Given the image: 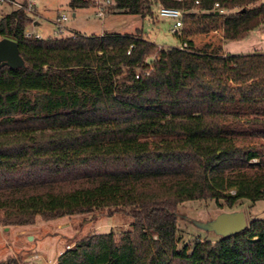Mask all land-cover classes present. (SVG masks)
Returning <instances> with one entry per match:
<instances>
[{"label":"trees","instance_id":"trees-1","mask_svg":"<svg viewBox=\"0 0 264 264\" xmlns=\"http://www.w3.org/2000/svg\"><path fill=\"white\" fill-rule=\"evenodd\" d=\"M159 6L183 11L186 49L115 32L27 37L37 22L24 9L0 17V40L25 62L0 66V225L107 208L131 229L89 233L57 264H264V218L190 245L178 216L187 201L264 199V52H201L187 38L243 39L264 26V2L113 0L107 13L146 18Z\"/></svg>","mask_w":264,"mask_h":264},{"label":"rangeland","instance_id":"rangeland-1","mask_svg":"<svg viewBox=\"0 0 264 264\" xmlns=\"http://www.w3.org/2000/svg\"><path fill=\"white\" fill-rule=\"evenodd\" d=\"M32 1L41 16L42 28L31 26L29 30H37L43 38L55 36L52 31V21L62 14H66L68 20L64 24L68 29L64 34L65 36L74 31L91 36L99 35L102 32H137L139 29L143 31L145 37L157 45L179 47L181 43L180 38L171 31L175 23L172 18L158 16L153 20V17L142 18L140 15L135 14L107 13L110 5L105 6V14L99 16L97 15L98 9L105 5V0H94V7L86 8H74L71 5L72 0ZM263 2L264 0H259V3ZM13 7L15 6L0 3V17ZM222 35V31L218 29L208 33L195 32L187 38H192L196 43L194 50L219 53L223 48V46L220 47L223 39ZM227 42H229L228 44H238L236 40ZM249 42H243V45L239 44L238 46H243V49H250L251 44ZM254 42L253 45L264 46V35L255 38ZM152 58L154 59V57ZM251 162L258 163L259 160L254 159ZM225 211H243L249 223L252 218H264V199L256 203L244 200L239 202L233 209L219 208L214 200L183 203L178 208L180 234L183 241L190 245L199 237H207L215 241L218 235L213 231L206 230L205 224ZM128 229H131V219L123 214L108 215L107 208L52 221H45L39 217L33 225L11 227L0 225V263L8 258H15L19 261V264H47L49 260H53L57 264L59 255L89 233L112 231L118 238ZM35 255L40 256L38 261H34L33 256Z\"/></svg>","mask_w":264,"mask_h":264},{"label":"water","instance_id":"water-1","mask_svg":"<svg viewBox=\"0 0 264 264\" xmlns=\"http://www.w3.org/2000/svg\"><path fill=\"white\" fill-rule=\"evenodd\" d=\"M153 58H149L152 60ZM22 67L25 65L20 54L18 43L9 38L0 40V66ZM249 226L245 212L225 211L221 212L214 220L205 224V229L213 231L219 236H230L246 230Z\"/></svg>","mask_w":264,"mask_h":264},{"label":"built area","instance_id":"built-area-1","mask_svg":"<svg viewBox=\"0 0 264 264\" xmlns=\"http://www.w3.org/2000/svg\"><path fill=\"white\" fill-rule=\"evenodd\" d=\"M0 3H7L9 5H14L17 8L24 9L28 14H30L35 20L40 16L37 11L35 4L33 2L28 3H22L17 2L16 0H0ZM105 5L99 7L97 15L103 16L105 14V6L111 5L113 3V0H105ZM219 7V3H215V8ZM222 12H225L224 10H221ZM158 15L162 17H168L175 20V23L172 28V32H178L182 26H183V11L179 8H173V7H165V6H159L158 7ZM68 20V16L66 14H62L58 18H56L53 21L54 24V33L56 36H65V32L67 31V26L64 24V22ZM76 33L72 32L71 36H74ZM27 37H36V38H42L41 34L38 32H34L31 30L26 31ZM188 47L187 43H183L179 46L181 49H186ZM130 53V51H129ZM139 77V75H137ZM34 261H38L40 259L39 255L33 256ZM47 264H56L53 260H49Z\"/></svg>","mask_w":264,"mask_h":264},{"label":"crops","instance_id":"crops-1","mask_svg":"<svg viewBox=\"0 0 264 264\" xmlns=\"http://www.w3.org/2000/svg\"><path fill=\"white\" fill-rule=\"evenodd\" d=\"M17 2H22V3H28V2H33L32 0H16ZM87 1H90L91 2V6L92 7H94V0L92 1V0H87ZM96 1V0H95ZM90 6V7H91ZM38 10V8L36 7V11ZM38 13V12H37ZM39 14V13H38ZM159 15H158V8L156 9V11H155V14H154V16H152L153 17V20H155L156 19V17H158ZM40 18H41V16H39L37 19H36V21L35 22H37V23H35L34 24V26L33 27H41L42 28V24H41V22H40ZM58 18V17H57ZM54 21V20H53ZM53 21H52V24H53ZM173 28V27H172ZM172 28H171V31H172ZM45 30V29H44ZM31 31H34V32H38L37 30H31ZM52 31L54 32V24H53V26H52ZM75 33H80V32H78V31H74ZM182 33V31H181V29L178 31V32H175V34L176 35H180ZM262 33H264V26H260V27H257L255 30H253L252 32H250L249 34H247L242 40H239V41H237L236 40V42L238 43V44H228L229 42H224V40L222 39V44L220 45V47L222 48V46H223V48H222V50L219 52V53H231V54H251V53H254V52H256V51H258V52H264V46H257L256 44L255 45H253L255 42H254V40H255V38H257V37H259V36H262V35H264V34H262ZM104 34V32H102L101 34H99V35H103ZM120 34H131V35H139V36H141V37H143V38H145V39H147V40H149V41H151L149 38H147V37H145V35L143 34V31H140L139 29H138V31L137 32H124V33H120ZM252 35V36H251ZM49 37H51V36H49ZM189 39H192V38H189ZM193 40V39H192ZM194 41V40H193ZM234 41V40H233ZM248 41H250L249 43L251 44V46H250V49H243V46H238L239 44H241V45H243L242 43L244 42H248ZM152 42V41H151ZM152 43H154V44H156L155 42H152ZM195 43V42H194ZM234 43V42H233ZM182 43H180V45H181ZM157 45V44H156ZM179 45V46H180ZM236 45V46H235ZM159 48H170V47H166V46H161V45H157ZM195 47H196V43H195ZM209 47H212V46H209ZM230 47V48H229ZM256 47H258V48H256Z\"/></svg>","mask_w":264,"mask_h":264}]
</instances>
